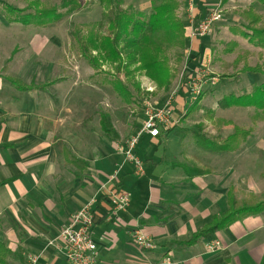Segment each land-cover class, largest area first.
<instances>
[{"label":"crops","instance_id":"obj_1","mask_svg":"<svg viewBox=\"0 0 264 264\" xmlns=\"http://www.w3.org/2000/svg\"><path fill=\"white\" fill-rule=\"evenodd\" d=\"M190 1L194 19L187 14V51L201 61L212 55L216 42L210 35L191 37L193 23L212 9L239 0ZM241 2L260 14L257 8L264 6L257 0ZM41 6L49 7L42 2ZM17 51L15 47L8 60ZM197 69L191 68L194 73ZM8 76L18 78L21 87L7 81ZM50 82H38L35 76L28 80L0 75V242L11 252L0 264H71L57 240L60 229L94 197L93 235L99 264H264V210L193 244L186 242L228 208V190L234 184L212 170L189 177L184 166L191 163L175 129L159 137L142 136L136 153L144 173L106 141L93 149L90 145L78 157L70 152L82 163L71 161L65 154L68 149L58 145L57 120L53 122L49 115L48 100L38 94ZM180 107L177 115L182 116L185 106ZM206 152L200 151L212 155ZM110 190L129 194L125 210L114 209ZM136 231L153 247L140 246ZM215 241L221 242V248L208 249L206 244Z\"/></svg>","mask_w":264,"mask_h":264},{"label":"rangeland","instance_id":"obj_2","mask_svg":"<svg viewBox=\"0 0 264 264\" xmlns=\"http://www.w3.org/2000/svg\"><path fill=\"white\" fill-rule=\"evenodd\" d=\"M29 1L0 0L16 7H24ZM61 1L41 0L47 6L59 5ZM113 1V6L148 15L152 12L154 0ZM179 1L181 5L177 14L186 21L191 1ZM79 3L81 6L75 12L48 26L11 24L0 7V75L10 74L28 80L35 76L38 82L51 81L49 85H43L46 88L38 94L48 100L49 115L54 118L53 122L57 120L59 147L67 148L78 157L89 150L90 145L93 149V146L106 141L118 151L117 144L141 128L147 101L160 106L171 99L174 108L172 119L177 122L172 128L182 136L183 146L180 148L185 149L184 156L191 165L199 162L210 167L214 174L230 179L228 184H234L238 199H263L264 109L220 106L225 96L250 93L264 82L263 74L243 71L245 65L255 66L263 63L264 59V50L249 43L241 31V26L246 23L241 13L249 4L239 0L232 6H219L223 9V18L208 34L212 36V42H216L210 63L204 61L205 56L201 61L199 55L189 56L188 47L182 60L178 59L176 49L169 50L171 85L168 88L142 72H136L133 80H127L125 71H122L120 79L131 92V97H127L111 82L117 76L113 66L105 64L102 69H96L81 55L72 35V23L80 25L84 33L92 23L103 22V25H98L103 34H110V29L101 0H79ZM257 10L263 15L264 23V6ZM15 47L18 48L17 53L8 60ZM231 48L234 50L228 52ZM196 67L207 70V83L203 92L193 98L190 74L194 73L191 68ZM134 82L140 83V95ZM180 105L185 106L182 116L177 115L182 110ZM101 113L109 115L113 138L108 137L101 126ZM235 127L249 133L244 141H239L240 148L233 154L206 149L194 140V134L198 132L216 143H223ZM195 149L212 155L207 157ZM234 167H239V171L234 172ZM229 168L233 171L229 172Z\"/></svg>","mask_w":264,"mask_h":264},{"label":"trees","instance_id":"obj_3","mask_svg":"<svg viewBox=\"0 0 264 264\" xmlns=\"http://www.w3.org/2000/svg\"><path fill=\"white\" fill-rule=\"evenodd\" d=\"M101 1L106 9L104 16L107 17L110 34L106 35L98 30V25H103V22L88 24L86 33L83 32L80 25L72 23V35L78 43L81 55L96 69H102L105 64L113 66L114 74L117 76L111 79V82L118 91L127 97H131V92L120 79L122 71H125L127 80H133L136 72H142L159 83L160 86L168 88L171 85L168 52L171 49H176L178 59L182 60L184 50L187 48L186 24L177 14L181 5L180 1L154 0L152 12L148 15L143 13L139 15L138 11H129L121 9L119 6H113V0ZM257 1L264 4V0ZM0 6L9 23L48 26L72 14L80 8L81 4L79 0H62L59 5L43 7L41 0H32L27 7L23 8L1 2ZM241 16L246 20L245 25L241 26L243 27L241 29L243 36L249 43L264 50L263 15L257 13L253 7H249L243 10ZM233 48L228 49V52L233 51ZM133 66L134 68H132ZM243 71L264 75V59L263 63H257L255 66L245 65ZM6 79L21 87L22 82L18 78L8 76ZM134 85L137 94L140 95V83L134 82ZM220 106L222 108L256 106L258 109H264V82L257 85L250 93L240 95L231 93L225 96L220 102ZM100 117L104 132L108 137L113 138V125L109 115L101 113ZM172 130L173 128H170L164 131V134L167 135ZM248 133V131L235 127V131L223 143H216L198 132L194 134V140L199 146L203 147L204 145L206 149L214 148L220 152H231L239 148V141H244ZM65 154L69 159L72 158L71 161L82 163L81 160L72 157L70 151L66 150ZM184 168L191 178L211 172L210 168L196 164L187 165ZM263 210L264 199L239 200L234 186H230L228 208L216 214L211 222L201 227L186 242L193 244L201 237H208L217 230L227 228L232 223L247 216L259 214ZM10 253V250L0 242V262H3Z\"/></svg>","mask_w":264,"mask_h":264},{"label":"built area","instance_id":"obj_4","mask_svg":"<svg viewBox=\"0 0 264 264\" xmlns=\"http://www.w3.org/2000/svg\"><path fill=\"white\" fill-rule=\"evenodd\" d=\"M221 8L212 9L207 15L197 23H193L191 37L203 38L207 36L215 25L223 18ZM190 17L194 19L193 6L188 8ZM205 62H211V56L204 58ZM207 70L197 69L190 77V86L193 98L197 97L204 90L207 83L205 80ZM173 98V95H172ZM174 108L169 99L163 105H155L149 101L145 103V120L142 127L129 138L117 144L125 160L134 164L139 173H144V164L136 153V148L144 134L152 137H159L164 131L172 128L177 122L173 118ZM106 185H103L105 188ZM109 195L112 199L113 207L116 211L125 210L129 205V194L124 190H110ZM96 198H92L74 213L68 223L62 225L57 240L66 250L68 260L71 264H99L97 254V243L93 235L94 226V206ZM137 243L145 248H152L153 245L143 233L136 231ZM208 249L217 250L221 248V242H208Z\"/></svg>","mask_w":264,"mask_h":264}]
</instances>
